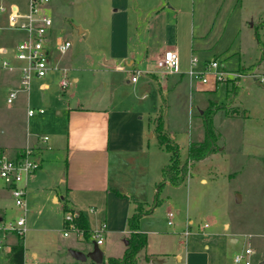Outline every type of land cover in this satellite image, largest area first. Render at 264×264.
Returning <instances> with one entry per match:
<instances>
[{"label": "rangeland", "instance_id": "rangeland-1", "mask_svg": "<svg viewBox=\"0 0 264 264\" xmlns=\"http://www.w3.org/2000/svg\"><path fill=\"white\" fill-rule=\"evenodd\" d=\"M27 1L8 0L5 3L26 10ZM142 1L145 5L142 19L133 22L126 13H112L115 0H48L46 10L53 20L54 35L71 42L65 54L53 51L54 61L67 67L70 84L63 90L59 74L55 72L45 78L48 80L53 76L49 88H40L39 84L31 81L29 90H18L10 104L7 103L9 93L19 87L14 71L19 63L14 60V51L25 33L12 29L0 31V52L6 50L0 56L12 60L15 67L0 71V153L13 157L15 149L37 137L41 140L47 135L52 140L59 123L56 112L68 102L90 107L99 106L101 102L115 105L120 99L125 104L136 103L150 112V119H146L149 165L142 172L143 178L136 176L135 185L137 189L145 186L141 199L148 202L151 211L142 218L139 226L144 232L150 231L147 236L151 247L162 245L171 249L169 254L152 256L163 258L161 264H178L174 257L176 252L183 257L184 250L200 252L204 251V245L213 243L218 255L228 264L234 253L251 246L246 234L264 227V83L259 86L254 81L255 77L250 76L264 74V0H194L191 14L193 50L190 56H195L197 63L193 70L201 72L203 62L214 59L216 72H235L243 76H228L224 82H215L208 75L207 82L202 83L198 78L189 81L184 75L175 86L177 79L169 77L167 84L170 90L160 98L157 106L152 99L153 96L156 98L158 91L154 80L146 83L144 75H137V82L132 83L131 70L126 68L127 74L124 71L112 72L103 63V56L117 50V45L120 46L117 38L124 35L127 39L125 47L133 53L135 61L140 60L144 48L138 44V38H141L147 19L144 13L149 15L150 23L156 18L147 10L145 2L150 0ZM177 1L180 6L191 8L190 0ZM134 2L128 1L130 10ZM5 21L1 16L0 25L4 26ZM166 35V42L151 37L154 43L147 51L152 56L149 62L159 74H155L157 79L165 76L160 77L162 72L156 67L153 57L163 50L165 44L170 47L173 43L172 28ZM257 65V70H253ZM239 68L243 71H237ZM228 81H239L235 97L229 95L228 98ZM232 99L246 110L239 109L235 119L228 117L232 111L228 101ZM27 101L33 109L42 108L44 114L28 117ZM207 108L211 111V127L216 134L214 149L204 158L187 165V176L179 184L171 185L164 180L165 183L158 187L162 179L159 173L169 153L159 146L153 135L156 117L162 115V130L178 144L181 163L186 159L189 141H202L204 138L202 111ZM150 134L152 136L148 137ZM51 153L54 151H47V154ZM56 161L50 159L49 165L53 162V167ZM60 163L63 164L62 159ZM125 166L131 176L140 173L135 169L137 163L133 166L122 163L123 169ZM49 183L48 177L32 189L30 185L27 190L23 241L25 264H64L61 258L64 255L67 258L71 251H79L75 249L85 246L94 247L92 232L98 228L101 217L97 212L91 214L87 237L79 238L71 230L65 237L62 202L50 197ZM156 200L158 203L154 204ZM0 209L5 213V221L16 220L23 212L15 206L10 191L2 182ZM147 210L143 208L141 211ZM167 220L172 221L171 226L166 225ZM183 230L189 234L182 235ZM228 232L236 234L233 235L236 242L229 247ZM18 236L15 232H6L4 236L0 230V239L4 242L0 247V264L4 263L12 243L20 242ZM182 237L183 244L175 249ZM235 247L240 250L231 254L230 249ZM113 251L121 252L116 244ZM259 255H264V250ZM155 258H147L140 264ZM253 264L257 263L253 260Z\"/></svg>", "mask_w": 264, "mask_h": 264}, {"label": "crops", "instance_id": "crops-1", "mask_svg": "<svg viewBox=\"0 0 264 264\" xmlns=\"http://www.w3.org/2000/svg\"><path fill=\"white\" fill-rule=\"evenodd\" d=\"M128 1L115 0V9L112 10V13L114 15L117 13H126L129 20L133 22L140 21L142 19L141 14H143L142 10L145 9L144 2L142 0H134V5H132V10H130L128 8ZM190 1V9L183 7V5L180 6L181 4L177 0H150L145 2L147 10H150L149 12L156 18L150 23V19H148L149 15L144 13L147 15V19L142 30L141 38H138V44L144 48L140 60L135 61L133 53L125 47L127 41L125 35L117 38V43H120V46L117 45V50L114 52L109 51L108 55L103 56V63L109 71L123 72L128 68L133 74L135 70H139V75L145 76L146 83L154 80L158 86L156 98L154 96L152 97L155 106L160 104V98L167 95V92L170 90L167 84L169 77L173 78L174 76L177 79V83L174 86L179 84V80L184 75L187 76L188 80L191 79L188 75V57L192 54L191 50H193L191 45V35L193 32V19L191 18V14L193 12L194 0ZM171 28L173 32V43L170 47L164 43L165 45L162 51L164 52L166 49L173 47L177 49L179 58L178 70L177 72L168 74L162 73L160 77H165L157 79L155 75L157 71L153 69V66L149 62L152 56L150 57L147 53L148 48H150L149 46L154 43V40L150 38L152 37L153 39H160L162 42H166V34H170ZM78 29L80 32L82 31L80 27ZM150 32L151 36H149ZM136 36H138V32ZM162 51L153 58L155 60L160 58L163 54ZM257 67L258 65L253 70H257ZM14 71L19 80V69L16 67ZM237 71H243V68H239ZM127 72L124 71L126 74ZM49 75H52V73L47 76ZM46 77L42 79L34 78L32 81L39 84L40 88L47 89L50 87V81H52L53 76H50L48 80H45ZM254 81L259 86L261 85L257 80ZM131 82L136 83L137 79L135 78V81ZM126 83L128 82L126 81ZM238 84L239 81L235 83L228 81V98L229 95L235 97V90H237ZM123 101L120 99L115 105L101 102V104H98L99 106L94 107L83 106L78 103L70 105L68 102L61 109L58 108L56 112L58 121L62 124L58 123V127L54 130L52 140L47 135H45L48 137L46 142L42 139L41 141L37 137L36 140H31L25 146L15 149L12 154L14 157L18 152L29 147L35 150L36 157L40 159L39 169L29 175L25 180L26 191L30 185L32 189L34 186H37L39 181L48 179L49 177L50 183L48 189L50 197L53 196L54 200L61 199L63 214L65 208L73 212H81L88 225V234H90L88 220H90L91 214L97 212L99 217H101L99 226L104 224V231L102 236L103 241L98 247L103 252V261L96 263L89 258L85 261H80L69 253L67 254V258L64 257L65 255L61 258L65 262L64 264H104V261L108 264V257H120L125 249V237L129 233L126 224L127 217L135 211L138 205L141 206V210L143 208L146 210L149 208L148 202L141 199L143 194L142 189L145 186L137 189L135 180L137 175L143 178L142 172L143 170L145 172L146 165H149L146 142V119L148 117L150 119V112L143 109V107H139V105H135L136 103L128 104L127 102L125 104ZM228 104L232 108V111L230 110L231 112L228 113L230 119H235L238 116L239 109L246 111L237 105L235 99L228 101ZM29 108L33 107H30L27 101V110ZM262 108V116L264 118V104ZM34 109L38 110L40 108ZM36 113L38 112L35 111L34 114ZM38 114H44V112ZM27 116L31 117L28 114ZM166 133L169 135L168 132ZM150 136L152 135L150 134L148 137ZM173 142L175 143L174 140ZM191 142L200 141H189V143ZM175 144L178 146L177 143ZM47 151H54V153L47 154ZM50 159L57 160L54 162L53 167V162L49 165L51 163ZM61 159L63 164L60 163ZM44 163L46 164L45 168ZM122 163L128 166H133L137 163L135 169L140 173H135L131 176V172L125 170L127 168L126 166L123 169ZM160 177L161 171L159 173ZM90 208H93V210L91 211ZM150 211L149 208L146 213L144 212L140 216L137 226L138 231L144 232L143 228H140L139 222ZM0 221H5L3 209H0ZM149 232L144 233L147 236ZM233 235L236 234L228 232V247L236 242V238ZM246 236L250 238L248 244L254 249L252 262L254 260L257 264H264V255H259V252L261 253L264 250V227L258 231L247 233ZM106 242H109L108 245H106ZM181 242H183V237L177 241V247L175 249H178L183 244ZM15 243L13 242L12 245ZM115 244L121 250L120 253H113V245ZM103 245L105 246L101 248ZM71 248L72 246H70ZM92 249L85 246V248L75 250L87 254ZM203 249L204 251L195 253L184 250L183 257L179 252L173 254L178 264H226L221 255H218L215 244L212 243L209 246L204 245ZM61 250H63V247H61ZM170 250L164 248L162 245L157 248L151 247L149 237L147 236L146 246L137 254V264H140L142 260L147 258H155L152 255L169 254ZM230 250L232 252L231 254H233L240 249L235 247ZM25 255L26 248L24 245V264L26 262ZM32 255L35 256V254ZM163 261V258H155L151 262L147 261L146 264H161ZM228 264H234L232 259L228 261Z\"/></svg>", "mask_w": 264, "mask_h": 264}, {"label": "built area", "instance_id": "built-area-1", "mask_svg": "<svg viewBox=\"0 0 264 264\" xmlns=\"http://www.w3.org/2000/svg\"><path fill=\"white\" fill-rule=\"evenodd\" d=\"M6 1L0 0V17L4 16L6 20L4 26L0 25V31L12 29L25 33V37L17 44L14 51V60L19 63L17 66L20 72L19 87L9 93L7 103H12L18 90L28 91L34 78L42 79L53 72L59 74V84L65 90L70 84L68 69L54 61L53 51L55 50L58 54L63 55L71 47V42L69 40H62L60 37L54 35L53 20L46 10L48 0H28L26 10H20L15 4L7 5ZM0 53L5 54L6 50L3 49ZM178 61L177 49L175 47L168 48L156 60V67L163 74L177 72ZM196 63V57L191 55L188 75L190 78H198L202 83L207 82L206 76L208 75H211L215 82H224L228 79V76H243L237 75L235 72L229 74L226 72H216L217 62L214 59L203 62V70L201 72L193 70ZM13 68L15 67L12 60L0 56V71L11 70ZM139 74L140 71L135 70L130 77V81H135L136 76ZM250 76L255 77L254 80H257L259 83H264V75L250 74ZM45 87L47 86L45 85ZM35 111L38 113L44 112L42 108L38 110L29 108L27 114L32 116ZM42 140L46 142L48 137L44 136ZM39 167L40 159L36 157L33 148H25L14 157L0 154V182L10 191L15 206L23 211L22 215L18 216L16 220L0 221V230L4 232V236L6 232H15L19 236L24 235L25 213L27 210L25 180L29 175L37 171ZM90 210L92 211L93 208H90ZM75 215L76 212L68 211L64 213V221L67 227L63 234L64 236H68V231L71 230L76 233L77 237L83 238L85 237V231L74 224L73 219ZM166 225L171 226L172 221L167 220ZM205 226L206 224H203V227ZM103 231L104 224L92 232L97 245H100L103 241ZM187 234H189L187 230L182 231V235L186 236ZM2 245H4V242L0 239V247ZM253 253L254 249L251 246L246 247L242 251L233 254L232 262L234 264H253Z\"/></svg>", "mask_w": 264, "mask_h": 264}, {"label": "trees", "instance_id": "trees-1", "mask_svg": "<svg viewBox=\"0 0 264 264\" xmlns=\"http://www.w3.org/2000/svg\"><path fill=\"white\" fill-rule=\"evenodd\" d=\"M207 108L202 111L204 124V138L200 142H191L187 147L186 159L179 162L178 146L173 142L172 138L162 130V115L156 117L155 126L153 129L155 139L159 146L169 153L167 162L161 169L162 179L158 183V187L167 180L171 185L179 184L187 176V165L191 162L198 161L210 153L215 146L216 134L212 131L210 113ZM157 187V188H158ZM158 201L154 204H157ZM70 210L64 209V213ZM73 212V211H70ZM146 213V212H145ZM141 206L138 205L133 213L126 220L129 233L125 237V249L120 257H108V264H137V254L144 249L147 242V236L144 232L138 231V220L142 215ZM74 224L85 231V236H88V225L81 212H76L73 219ZM63 227L66 229V223L63 222ZM23 236H18L20 242L10 246L5 257L4 264H24V244Z\"/></svg>", "mask_w": 264, "mask_h": 264}, {"label": "water", "instance_id": "water-1", "mask_svg": "<svg viewBox=\"0 0 264 264\" xmlns=\"http://www.w3.org/2000/svg\"><path fill=\"white\" fill-rule=\"evenodd\" d=\"M126 242V241H125ZM71 255L80 261H85L87 258L91 259L92 261L96 263H101L103 261V252L98 247L96 242L94 243L93 249L88 252L87 254L79 252V251H71ZM261 264V263H259Z\"/></svg>", "mask_w": 264, "mask_h": 264}]
</instances>
